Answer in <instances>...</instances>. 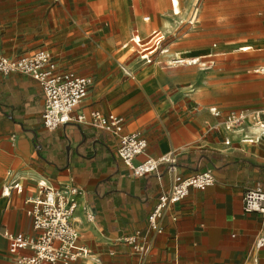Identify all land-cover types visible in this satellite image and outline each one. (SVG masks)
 Segmentation results:
<instances>
[{"label":"crops","instance_id":"obj_1","mask_svg":"<svg viewBox=\"0 0 264 264\" xmlns=\"http://www.w3.org/2000/svg\"><path fill=\"white\" fill-rule=\"evenodd\" d=\"M195 1L0 0V58L49 52L58 70L93 81L74 116H121L122 134L147 140L136 163L176 156L182 178L212 171L216 179L164 210L158 233L149 218L172 188L168 165L135 177L118 157V136L75 122L47 131L41 85L0 72V264H17L3 232L36 235L32 202L42 181L81 190L74 220L91 255L74 264H264V246H256L264 217L243 204L247 190H264V142L247 140H256L251 122L234 131L224 125L231 112L264 109V76L255 70L264 66V40L242 47L255 51L242 56L220 46L228 53L214 55L208 71L172 65L194 52L185 46L176 59L166 55L177 42L151 53V64L142 59L149 54L143 45L156 33L165 40L179 31ZM210 51L187 60L202 63ZM13 183L22 191L4 196ZM137 233L136 245L129 244Z\"/></svg>","mask_w":264,"mask_h":264},{"label":"built area","instance_id":"obj_2","mask_svg":"<svg viewBox=\"0 0 264 264\" xmlns=\"http://www.w3.org/2000/svg\"><path fill=\"white\" fill-rule=\"evenodd\" d=\"M139 46V41L132 40ZM163 36L159 33L153 35L146 45H143L149 54H144L142 59L151 64V53L159 50L165 53ZM178 64V63H177ZM183 64V63H179ZM47 51H38L31 56L20 58H0V72L4 74L21 73L37 81L44 90L45 111L44 127L53 132L59 126L75 122L98 128L119 137L117 154L120 160L130 168L135 177H144L157 173L163 165H168V173L173 176L171 190L160 198L156 210L149 218V227L161 233L157 224L158 218L163 216V211L170 206L183 201L189 196L191 190L205 191L216 183L214 173L206 171L187 178L177 174L176 156H162L158 159L147 157L144 161L136 163L147 148V140L142 133L122 134L125 119L111 114L108 118L100 112H92L89 116L78 113L76 109L87 99L93 81L73 71H60ZM264 76V67L256 70ZM216 116L220 114L215 112ZM251 122L256 132V140L250 142H264V109L250 112L239 111L229 113L224 121L227 130H239L244 123ZM40 196L33 200L32 216L36 231L34 236L12 234L8 231L2 236L9 242V253L17 264H74L80 259H87L91 251L86 246L80 245V234L75 223V214L78 210V197L81 190L72 184L60 188L48 186L46 182H39ZM11 190L22 191L19 183L3 189L2 194L10 196ZM244 211L258 213L264 217V190L260 185L247 190L244 199ZM89 218H92L89 215ZM140 233L129 238L131 245H136ZM256 246H264V236L258 238ZM144 250V248H140Z\"/></svg>","mask_w":264,"mask_h":264},{"label":"rangeland","instance_id":"obj_3","mask_svg":"<svg viewBox=\"0 0 264 264\" xmlns=\"http://www.w3.org/2000/svg\"><path fill=\"white\" fill-rule=\"evenodd\" d=\"M193 4L189 18L179 21V31L166 36L163 41L164 45L177 42L166 55L176 59L178 51L186 46L194 51L191 55H180V59L187 60L198 56L195 52L199 49L206 48L211 50L207 53L211 54V57L202 58L203 64L193 66L208 71L212 65L208 61L211 62L214 55L228 53L220 52V46L240 51L242 47H250L258 40H264V0H197ZM183 28L185 31L181 32L180 29ZM252 52H255L254 49L248 52L240 51L237 56ZM263 67H257L255 70Z\"/></svg>","mask_w":264,"mask_h":264},{"label":"bare ground","instance_id":"obj_4","mask_svg":"<svg viewBox=\"0 0 264 264\" xmlns=\"http://www.w3.org/2000/svg\"><path fill=\"white\" fill-rule=\"evenodd\" d=\"M198 60L194 59V60H186V59H177L174 61V64H179V63H187V64H203V63H197Z\"/></svg>","mask_w":264,"mask_h":264}]
</instances>
